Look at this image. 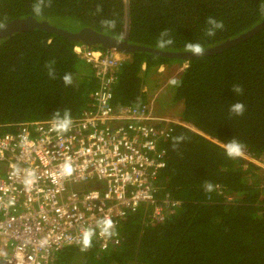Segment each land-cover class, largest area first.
<instances>
[{
    "label": "trees",
    "instance_id": "trees-1",
    "mask_svg": "<svg viewBox=\"0 0 264 264\" xmlns=\"http://www.w3.org/2000/svg\"><path fill=\"white\" fill-rule=\"evenodd\" d=\"M37 3L0 0V27L32 16L71 32L91 28L129 44L185 53L188 42L209 49L264 21V0H45L36 14ZM209 17L223 23L211 37L206 35ZM106 21H114L115 27ZM165 29L174 43L157 48ZM81 44L38 29L0 40L1 131L53 119L57 111L77 118L94 107L98 80L74 52ZM128 56L112 86L118 108L145 104V79L161 76L162 65L188 64L172 84L171 102L181 103V121L197 131L174 126L161 143L166 167L158 180V198L169 194L182 207L160 223H153L151 209H141L119 227L115 246L102 251L96 240L87 251L69 246L58 253L55 264H264V172L225 153L226 144L236 139L243 151L264 159V29L211 56L183 60L148 51ZM68 73L71 85L63 80ZM234 85L243 91L234 92ZM236 102L245 105L241 116L230 112ZM205 182L212 183L213 191L204 190Z\"/></svg>",
    "mask_w": 264,
    "mask_h": 264
},
{
    "label": "built area",
    "instance_id": "built-area-1",
    "mask_svg": "<svg viewBox=\"0 0 264 264\" xmlns=\"http://www.w3.org/2000/svg\"><path fill=\"white\" fill-rule=\"evenodd\" d=\"M74 52L98 80L94 107L71 118L65 133L53 130V119L0 130V258L14 264H55L64 248L81 249L84 229L110 216L117 235L93 239L106 251L120 241V223L139 210L151 209L153 223H160L182 207L169 194L158 198L159 176L166 167L161 143L174 126L197 130L180 117L160 115L152 103L114 106L112 86L128 54L82 44ZM240 157L264 172V159L246 151ZM66 161L73 165L71 176L61 174ZM27 172L34 173L30 187L24 182Z\"/></svg>",
    "mask_w": 264,
    "mask_h": 264
},
{
    "label": "clouds",
    "instance_id": "clouds-1",
    "mask_svg": "<svg viewBox=\"0 0 264 264\" xmlns=\"http://www.w3.org/2000/svg\"><path fill=\"white\" fill-rule=\"evenodd\" d=\"M51 0H48V3H50ZM45 0H38V3L34 5V12L36 14H39L42 11V6L44 5ZM261 10L264 11V3L261 5ZM107 25L111 27H115L114 21H106ZM207 24L209 27L206 30L207 36H214L217 29L223 28V23L221 21H217L213 17H209L207 19ZM174 43L173 39L169 35V31L167 29L160 32L156 47L157 48H166L168 46H171ZM185 49L192 53L194 56H202L204 53V48L200 43H193L188 42L185 45ZM50 75L52 73L50 72ZM65 85H71L72 84V75L70 73L65 74L63 77ZM171 84L175 85L177 83L176 80H171ZM233 91L236 93H241L243 90L240 86L234 85ZM245 111V105L242 102H236L233 103L230 107V112L234 115L241 116L244 114ZM72 120L70 117V113L68 111H65L63 115L59 111L55 112L53 114V130L58 133H65L70 129ZM180 139V138H176ZM244 145L241 144L238 140L233 139L229 141L225 146V153L229 158H237L243 155ZM73 165L71 161H66L61 166V174L63 176H71L73 174ZM25 185L26 187H30L34 183V173L27 172L25 177ZM214 186L210 182H205L204 184V190L207 192L213 191ZM99 235L102 238H111L116 233V225L113 221V219L110 216H103L101 217L95 227L93 228H86L81 232V238L79 241L81 251H87L89 250L93 245V239L96 237V235Z\"/></svg>",
    "mask_w": 264,
    "mask_h": 264
},
{
    "label": "water",
    "instance_id": "water-1",
    "mask_svg": "<svg viewBox=\"0 0 264 264\" xmlns=\"http://www.w3.org/2000/svg\"><path fill=\"white\" fill-rule=\"evenodd\" d=\"M34 29L43 30L51 34H56L59 36H63L65 38L72 39L76 42L82 43L89 48L91 47H102L108 51H117L124 54H132L137 51H148L156 55L164 56L167 58H181L183 60H188L193 57H201L194 56L192 53H170L164 51H158L151 48H146L142 46H137L133 44H129L127 41L116 39L111 36H107L101 34L91 28H83L77 32H71L68 30H64L61 28H57L52 26L46 22L39 21L34 17H27L24 19H15L3 26L0 27V40L5 39L8 36H12L15 33H24ZM264 29V21L255 26L253 29L245 32L244 34L238 36L237 38L227 40L217 46H214L209 49H205L202 56H211L215 55L225 49L232 48L233 46L240 44L241 42L249 39L254 36L258 32ZM0 264H14L6 259L0 258Z\"/></svg>",
    "mask_w": 264,
    "mask_h": 264
},
{
    "label": "rangeland",
    "instance_id": "rangeland-1",
    "mask_svg": "<svg viewBox=\"0 0 264 264\" xmlns=\"http://www.w3.org/2000/svg\"><path fill=\"white\" fill-rule=\"evenodd\" d=\"M143 69H145V67H143ZM183 69L184 65L178 63L171 65L170 67L162 65L158 70L160 75L162 74L161 76L158 74L147 76L145 79L146 84L144 86V103H152L160 115L178 118L182 105L180 102H171L173 98V86L170 81L176 80L175 78H177L178 74L182 72ZM123 222L124 221L120 223V226Z\"/></svg>",
    "mask_w": 264,
    "mask_h": 264
},
{
    "label": "bare ground",
    "instance_id": "bare-ground-1",
    "mask_svg": "<svg viewBox=\"0 0 264 264\" xmlns=\"http://www.w3.org/2000/svg\"><path fill=\"white\" fill-rule=\"evenodd\" d=\"M79 248V247H78ZM80 249V248H79ZM81 250V249H80ZM57 258V257H56ZM55 262H56V260H55Z\"/></svg>",
    "mask_w": 264,
    "mask_h": 264
}]
</instances>
